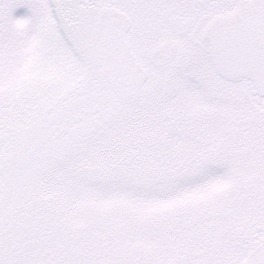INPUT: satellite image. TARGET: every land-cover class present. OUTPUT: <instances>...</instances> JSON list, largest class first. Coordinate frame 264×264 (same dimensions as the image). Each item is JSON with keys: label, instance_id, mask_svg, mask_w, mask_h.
I'll return each instance as SVG.
<instances>
[{"label": "snow or ice", "instance_id": "snow-or-ice-1", "mask_svg": "<svg viewBox=\"0 0 264 264\" xmlns=\"http://www.w3.org/2000/svg\"><path fill=\"white\" fill-rule=\"evenodd\" d=\"M0 264H264V0H0Z\"/></svg>", "mask_w": 264, "mask_h": 264}, {"label": "rangeland", "instance_id": "rangeland-1", "mask_svg": "<svg viewBox=\"0 0 264 264\" xmlns=\"http://www.w3.org/2000/svg\"><path fill=\"white\" fill-rule=\"evenodd\" d=\"M27 13V9L24 7H20L14 10V16L20 17Z\"/></svg>", "mask_w": 264, "mask_h": 264}]
</instances>
